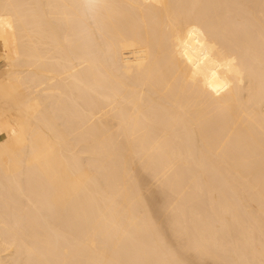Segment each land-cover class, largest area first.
<instances>
[{"label": "bare ground", "instance_id": "bare-ground-1", "mask_svg": "<svg viewBox=\"0 0 264 264\" xmlns=\"http://www.w3.org/2000/svg\"><path fill=\"white\" fill-rule=\"evenodd\" d=\"M0 264H264V0H0Z\"/></svg>", "mask_w": 264, "mask_h": 264}, {"label": "rangeland", "instance_id": "rangeland-1", "mask_svg": "<svg viewBox=\"0 0 264 264\" xmlns=\"http://www.w3.org/2000/svg\"><path fill=\"white\" fill-rule=\"evenodd\" d=\"M2 60V58L0 57V61Z\"/></svg>", "mask_w": 264, "mask_h": 264}]
</instances>
